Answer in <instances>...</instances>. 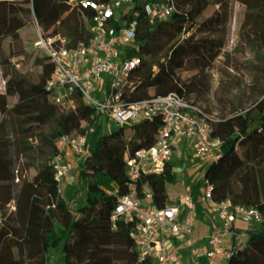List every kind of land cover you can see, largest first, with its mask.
<instances>
[{
    "label": "trees",
    "instance_id": "obj_1",
    "mask_svg": "<svg viewBox=\"0 0 264 264\" xmlns=\"http://www.w3.org/2000/svg\"><path fill=\"white\" fill-rule=\"evenodd\" d=\"M37 1L0 0V65L6 88L0 92V210L9 202L29 138L55 113L22 110L34 94L53 100L46 87L54 64L35 48L36 19L43 31L70 38L71 46L87 43L91 36V9L71 0H39L38 9ZM150 1L164 0H135L128 15L138 22L137 46L129 55L142 58L134 81L142 70L150 72L125 98L136 102L176 92L215 116L213 135L223 144L220 158L205 174L214 185L213 198L229 200L233 207L258 206L263 213L258 225L237 228L247 239L235 242L226 264H264V0H173L172 16L154 24L145 9ZM214 4L213 12L198 21ZM248 49L251 58H246ZM213 71L219 78L215 90ZM56 105L65 115L36 145L17 210L0 224V264H44L53 252L59 255L58 264H153L150 258L139 260L132 237L136 223L123 216L113 221L112 215L118 197L128 191V157L135 148L155 143L162 120H142L129 129L115 122L107 131L103 112L91 104L71 112L70 102ZM258 118L262 132L255 130ZM82 133L88 134L92 150L79 162L83 185H64L60 193L50 164L57 141L63 134ZM176 166L171 161L162 173L145 176L158 207L170 201L167 184L177 180ZM202 185L201 180L192 183L191 191L197 214L204 217ZM84 190L85 198L78 201ZM9 235L19 239L20 251L4 249Z\"/></svg>",
    "mask_w": 264,
    "mask_h": 264
},
{
    "label": "built area",
    "instance_id": "obj_2",
    "mask_svg": "<svg viewBox=\"0 0 264 264\" xmlns=\"http://www.w3.org/2000/svg\"><path fill=\"white\" fill-rule=\"evenodd\" d=\"M134 1L71 0L73 5L93 11L90 40L77 46H71L70 38L60 33L43 31L36 19L39 37L35 48L46 53L54 64L46 89L56 104L80 99L121 125L162 120L155 143L135 148L128 157V191L118 197L112 219L116 221L123 216L136 223L132 237L137 242L140 261L150 258L153 264H177L183 257V249L189 248L190 255L203 259L205 264H224L231 253L228 239H242L237 222L258 225L263 213L258 206L233 207L229 200H214V185L202 176V204L213 215L212 232L203 248L195 243L193 224L198 214L191 188L180 196H170L165 207L154 204V193L145 176L162 173L188 147L212 164L220 158L223 140L213 135L215 116L176 92L136 102L126 100L127 87L134 82L133 76L142 63L138 53L129 55L130 49L137 46L138 22L128 16ZM145 9L154 24L169 19L176 4L173 0L150 1ZM103 96L105 99L101 100ZM254 126L262 132L259 118ZM91 153L87 133L60 136L50 162L60 193L71 172L69 155L82 159ZM44 264L58 262L50 259Z\"/></svg>",
    "mask_w": 264,
    "mask_h": 264
},
{
    "label": "rangeland",
    "instance_id": "obj_3",
    "mask_svg": "<svg viewBox=\"0 0 264 264\" xmlns=\"http://www.w3.org/2000/svg\"><path fill=\"white\" fill-rule=\"evenodd\" d=\"M221 0H218L217 2H220ZM39 0L37 1V7L39 9ZM217 7V4H214L212 6H210L206 12L199 16L198 21H203L210 13L213 12V10ZM196 28V24L192 27H189L187 31L183 32V35L187 36L189 33H191L194 29ZM4 47L6 49H8V39L5 40L4 42ZM233 43L230 46V49H233ZM235 51V50H233ZM252 57V50L248 49L247 54H246V58H251ZM163 58V57H162ZM161 58V59H162ZM161 59H156V63L158 64ZM150 70L148 69H144L142 70L139 74L138 77L135 79V81L129 85L127 87V89L129 90L132 86H134L137 82H139L140 80H143L147 74H149ZM218 83H219V78H218V74L216 71H213V75H212V89L215 90L218 87ZM5 89V80L3 79L2 73H0V92H3V90ZM101 100H104V96L100 98ZM214 106L218 109V102L215 100L214 102ZM80 105L75 106L74 102L71 103L70 107H69V112H71L72 110H75L77 108H79ZM53 109L55 111L54 115L45 120L43 122V124L41 125V127L39 129L42 130L43 134L47 133V130H45L43 127L50 121L55 120V122L52 124V127L50 129V131L59 123L60 119L65 115L63 113L62 110H60L58 108V106L55 104V102L53 100H51L46 94H34L30 97V99L27 101V103L24 105V107H22L23 111H27V112H41L44 114L48 113V110ZM105 124H104V128L107 131H111V129L113 127H115V122L109 118V116H107L105 114ZM131 125L127 124L126 128H130ZM30 144H27V150H26V154L27 151L30 148ZM35 148V145H34ZM183 155L181 156H176V160L177 161V166H176V173H177V180L175 182H169L167 184V189H168V193L170 196L172 195H176V194H180V193H184L186 192V187L188 186V182L195 179L200 178L201 176H204L206 174V172L210 169L211 167V163L208 162L205 158L198 156L194 150L192 149V147H188L187 149H185L182 152ZM75 164H74V168H73V174L76 178V185H83V182L81 181V179L79 178V162H80V158L78 156H75ZM203 188V186H202ZM83 193H85V190L83 191ZM79 199H83V195L81 198ZM195 218L201 219L199 218V216L197 215ZM196 219V220H198ZM203 219V218H202ZM247 239L246 235L242 236V239H233L236 243H243L245 242ZM11 246L13 248H15L16 250L20 247H22V245L20 244V242L17 241V239L14 240V242H11ZM59 255L55 252L52 253V259L54 261L57 262ZM188 258V259H187ZM186 259H184L183 264H192L191 258L189 259V257H187Z\"/></svg>",
    "mask_w": 264,
    "mask_h": 264
},
{
    "label": "crops",
    "instance_id": "obj_4",
    "mask_svg": "<svg viewBox=\"0 0 264 264\" xmlns=\"http://www.w3.org/2000/svg\"><path fill=\"white\" fill-rule=\"evenodd\" d=\"M0 73H1V65H0ZM3 91H6V90L4 89ZM77 100H80V99H77ZM83 103L84 102L82 100H80V104L79 105L81 106ZM30 138H29L28 144L31 143ZM41 138H42V135H41L40 139ZM38 142L35 144V147L38 144ZM26 150H25V153L22 156L21 163H22L24 157L26 156ZM34 151H35V148H34L33 152L30 154L31 155V159L28 162V169H27V172L24 175L23 182H22L21 186L18 188V190H15V183H16V179H17V176H18V173H19V169H20L21 163L19 165V168H18L17 174H16V178H15V181H14V184H13V190H12L11 197L9 199V202L7 203V205L3 209L0 210V224L3 223L9 217L10 214H12L14 211L17 210L20 192H21V189L23 187V184H24V182L26 180V177L28 175L29 166H30V163L32 161V157H33ZM75 158H76L75 155H72V154L69 155V157H68V160H69L70 165H71V172L67 176V179L65 180L64 185H67V184L73 185V184L76 183V178H75V176L73 174V168H74V164H75L74 163L75 162L74 161ZM201 177L198 178V179H195L194 178L193 180L189 181L188 182V186L186 187V192H184V193H187L189 191V188H191V190H192V183L197 182L198 180L201 179ZM167 191H168V189H167ZM184 193L176 194V196H180L181 194H184ZM85 195H86V192L83 193V198H85ZM172 196H175V195H172ZM80 200L81 199H78V201H80ZM12 201H14L13 202L14 205L10 206L11 203H12ZM199 218H201V219L196 218L198 220L195 219L194 220V224H193V227H194V236H195V243L197 245H199V246H202L203 248H206L209 235L211 234L212 228H213V215L210 214L205 209V215H204V217L199 216ZM236 227L237 228H240V229H248V228H251L252 226L250 224L246 223V222L238 221L237 224H236ZM241 234H242V236L243 235H246L247 236V233H241ZM15 239H17V241L19 242V239L17 237L13 236V235H9V236L6 237V239H5L4 243H3V247H4V249L6 251L11 252V253H14V252H18V251L21 250L20 247L16 250L15 248H13L11 246V242H14ZM233 239L234 238H230L227 241L228 248L231 251H232V249L234 247V244H235V241ZM187 257H189V259L191 258L192 264H199L201 262V260H202V259L200 260L199 258H196V257L191 256L190 255V252H189V248H184L183 249V257L180 260V262L177 263V264H183V261H184L183 258L186 259ZM226 261H227V259L224 261L225 262L224 264H226Z\"/></svg>",
    "mask_w": 264,
    "mask_h": 264
},
{
    "label": "bare ground",
    "instance_id": "obj_5",
    "mask_svg": "<svg viewBox=\"0 0 264 264\" xmlns=\"http://www.w3.org/2000/svg\"><path fill=\"white\" fill-rule=\"evenodd\" d=\"M162 57L160 56L158 59H161ZM150 70V69H148ZM80 104V100H74V105L77 106ZM55 122V120L53 121H50L48 122L43 128L47 131H49L52 127V124ZM43 134L42 130L41 129H38L37 131H35L32 135H31V143H30V148L29 150L27 151V154L26 156L24 157L22 163H21V166H20V169H19V173H18V176H17V179H16V183H15V190H18V188L21 186L22 182H23V179H24V175L25 173L27 172V169H28V162L29 160L31 159V153L33 152L34 150V145L39 141L41 135ZM14 200V199H13ZM14 201H12L11 205H14L13 203Z\"/></svg>",
    "mask_w": 264,
    "mask_h": 264
},
{
    "label": "water",
    "instance_id": "obj_6",
    "mask_svg": "<svg viewBox=\"0 0 264 264\" xmlns=\"http://www.w3.org/2000/svg\"><path fill=\"white\" fill-rule=\"evenodd\" d=\"M5 90H6V88H5ZM3 92H6V91H3ZM48 132H50V130H49V131H47V133H48Z\"/></svg>",
    "mask_w": 264,
    "mask_h": 264
}]
</instances>
